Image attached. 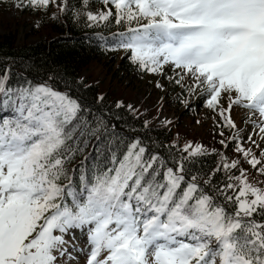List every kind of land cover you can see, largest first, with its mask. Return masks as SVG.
<instances>
[{
  "label": "snow or ice",
  "instance_id": "6c2138e0",
  "mask_svg": "<svg viewBox=\"0 0 264 264\" xmlns=\"http://www.w3.org/2000/svg\"><path fill=\"white\" fill-rule=\"evenodd\" d=\"M100 3L96 11L89 0L13 6H55L54 19L70 11L84 27L115 23V32L95 39L177 86L185 107L201 100L223 150L181 143L178 134L153 139L148 120L140 130L115 115L113 108L126 107L138 116L131 103L117 99L96 111L68 81L63 91L49 82L63 77H31L7 59L0 66V264H264V180L244 167L264 177V0ZM155 86L166 88L160 79ZM236 109L245 110L240 123ZM209 153L217 160L205 167Z\"/></svg>",
  "mask_w": 264,
  "mask_h": 264
},
{
  "label": "trees",
  "instance_id": "16d2710c",
  "mask_svg": "<svg viewBox=\"0 0 264 264\" xmlns=\"http://www.w3.org/2000/svg\"><path fill=\"white\" fill-rule=\"evenodd\" d=\"M68 2L78 7L81 0H68ZM89 3L92 11L101 8L100 0H89ZM0 4V6H5V4H2V0H0ZM112 10L114 11V8ZM40 13L43 14L44 12L41 11ZM71 16L72 13L69 11L65 14H59L58 20L54 18L48 21L43 20L39 27L33 28L28 33L39 37L35 42L19 45L16 32L9 30L1 34L0 66H3L6 60L11 58L16 61L17 70L30 69L27 74L31 77L47 79L49 75L57 74L63 77V80L49 82L53 83L59 90L63 91L65 87L64 81H68L72 94L80 97L86 104L92 105L96 111H100L105 106L113 108L114 101L118 99L113 90L109 87L103 92L105 99L104 104L101 105L98 101H95V97L100 94L99 82H90L83 79L81 76L82 72L92 65L94 61L101 63L105 69H108L107 66L109 64L117 62V69L112 71L111 74L109 73L110 79L117 76L121 83L125 82V85L132 88H135L141 80H145L146 72L137 70L136 66L128 59L129 54L123 51L106 50L95 39L94 33L96 32H103L105 36L109 32H115L118 27L115 23L107 30H104L103 25L84 27L83 22L77 23L70 19ZM148 81L151 82L150 78ZM174 88L172 86L168 93L169 99L166 102L169 105H175L179 102L176 98L179 92ZM124 104L127 105L125 102ZM192 104L196 106L194 110L190 107L187 112L179 113L180 118L194 115L193 113L200 111L203 106V102L199 99L193 101ZM113 111L115 115L121 118V121L127 120L136 129L143 130V121L148 120L144 110H137L138 116L133 115L126 107L123 110H115L113 108ZM148 121L151 125L148 135L153 139L167 143L174 138V133L170 126L163 125L158 121ZM124 131L128 132V129H124ZM216 160V156L209 153L203 158L201 163L205 167H209L214 166ZM247 166L245 163L244 167Z\"/></svg>",
  "mask_w": 264,
  "mask_h": 264
},
{
  "label": "rangeland",
  "instance_id": "374dc122",
  "mask_svg": "<svg viewBox=\"0 0 264 264\" xmlns=\"http://www.w3.org/2000/svg\"><path fill=\"white\" fill-rule=\"evenodd\" d=\"M2 4H5V6H0V35L9 30L16 32L19 45L38 40V36L28 33L33 28L39 27L43 20L48 21L53 18L52 13L56 11L55 6H52L43 14L39 10L35 12L27 9L20 11L13 6L14 0H2ZM9 23L11 24L9 25ZM117 66V62H113L107 66L108 69H105L101 63L94 61L92 65L82 72L81 76L90 82L98 81L100 93L105 92L110 87L118 99L123 100L127 104L131 103L137 110H144L150 121L160 122L162 118L167 117L172 122L170 127L173 130L174 138H177L178 134V139L181 143L185 140H193L201 142L209 148L223 150V146L219 144L221 137L213 130L212 113L204 105L200 108V111L193 113L194 115L180 118L178 114L184 113V111L187 112V109L190 108L185 107L180 102L175 105H169L166 102L169 99L168 93L172 86L175 87L176 91L180 92L177 86L168 84L167 79L162 78L158 74L146 72L145 80H141L135 88H132L125 85V82L121 83L117 76L110 79L109 73L111 74L112 71L116 70ZM165 72L171 75L172 69L165 66ZM149 78L151 82L148 81ZM157 79H160L161 83L166 85V88H157L155 86ZM161 97H163L162 100L160 99ZM183 98L187 99V93L184 94ZM197 99H193L190 103L192 104ZM195 107L194 105L192 109L194 110ZM158 108L161 109L159 114L157 113ZM244 111L243 109H236L232 112V116L237 123H240ZM197 120L200 121L199 124L196 123ZM241 127H244V125L241 124ZM230 133L231 130L226 129L225 137L230 135ZM226 152L230 157L235 155L231 147ZM245 168L249 169L251 176H255L258 180H264V177H261L251 169V166L248 165ZM81 260L83 261V257H81Z\"/></svg>",
  "mask_w": 264,
  "mask_h": 264
}]
</instances>
